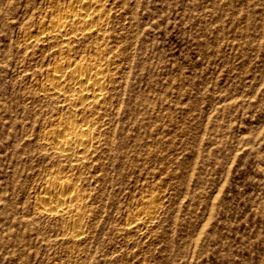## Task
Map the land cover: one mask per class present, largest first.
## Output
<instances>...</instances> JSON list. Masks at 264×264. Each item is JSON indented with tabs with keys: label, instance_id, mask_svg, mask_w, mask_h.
I'll use <instances>...</instances> for the list:
<instances>
[{
	"label": "rangeland",
	"instance_id": "rangeland-1",
	"mask_svg": "<svg viewBox=\"0 0 264 264\" xmlns=\"http://www.w3.org/2000/svg\"><path fill=\"white\" fill-rule=\"evenodd\" d=\"M73 1L0 0V264H264V0H103L99 33L47 37ZM101 53L95 143L66 162L48 80ZM58 179L80 237L40 212Z\"/></svg>",
	"mask_w": 264,
	"mask_h": 264
},
{
	"label": "bare ground",
	"instance_id": "bare-ground-1",
	"mask_svg": "<svg viewBox=\"0 0 264 264\" xmlns=\"http://www.w3.org/2000/svg\"><path fill=\"white\" fill-rule=\"evenodd\" d=\"M74 1L72 7L60 17L48 20L50 23L47 37H61L70 45L87 31L96 30V33L102 31V17L105 14L100 8L103 6V0ZM66 49L63 51L66 54L72 51L70 47ZM104 56L103 53L97 58L69 60L57 64L55 71L49 77L48 89L45 88L47 94L61 97L62 106L67 107L72 115V118L60 119L59 127L52 128L45 140L54 154L66 162L81 161L88 149L94 146L92 132L98 124L97 121L89 118L81 119L78 114L85 111L92 113L90 109L100 105L104 99L108 86L106 77L111 67L110 63H106L107 61L105 63L99 61ZM74 183L70 179L69 181L58 179L52 182L37 203L40 212L45 215L57 217L68 215L66 229L71 231L74 237H80L83 235L81 225L83 213L78 203L82 194L77 191Z\"/></svg>",
	"mask_w": 264,
	"mask_h": 264
}]
</instances>
